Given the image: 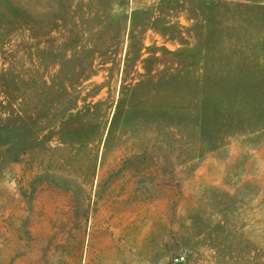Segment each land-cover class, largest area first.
Instances as JSON below:
<instances>
[{"label":"rangeland","instance_id":"374dc122","mask_svg":"<svg viewBox=\"0 0 264 264\" xmlns=\"http://www.w3.org/2000/svg\"><path fill=\"white\" fill-rule=\"evenodd\" d=\"M0 264H264V0H0Z\"/></svg>","mask_w":264,"mask_h":264},{"label":"built area","instance_id":"2783aa9c","mask_svg":"<svg viewBox=\"0 0 264 264\" xmlns=\"http://www.w3.org/2000/svg\"><path fill=\"white\" fill-rule=\"evenodd\" d=\"M180 260H184V258L183 257H178L177 261H180Z\"/></svg>","mask_w":264,"mask_h":264}]
</instances>
